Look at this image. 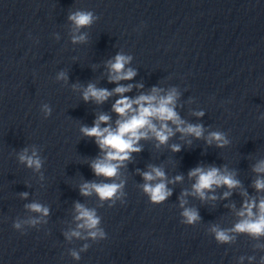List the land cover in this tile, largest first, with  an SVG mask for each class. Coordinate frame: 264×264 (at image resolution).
<instances>
[{
	"label": "clouds",
	"instance_id": "1",
	"mask_svg": "<svg viewBox=\"0 0 264 264\" xmlns=\"http://www.w3.org/2000/svg\"><path fill=\"white\" fill-rule=\"evenodd\" d=\"M70 21L74 23L77 29L91 25L93 22V14L87 11H76L71 13L68 17ZM84 40L83 36L73 37V42H78ZM131 57L117 54L114 58V62H110L111 75L109 77L110 82H118L120 80H130L135 75L136 72L132 69L124 71V67L129 63ZM59 78H65L64 73L60 74ZM131 85L122 86L119 85L109 92L104 88H97L94 84H89L87 88L83 91V99L88 101L89 99H94L97 103H102L108 99L114 93L120 94L121 98L116 101L113 105V110L124 119L117 121V128L113 130L110 126L101 128V123H107L109 117L107 115H100L97 121L92 127H82L81 132L85 136L95 137L96 143L102 151H105V157L103 159H96L92 162L91 167L96 175H103L106 178L115 177L117 174L118 164H113L111 161L123 162L130 158L131 152H139L140 148L134 145L142 137H146L147 133L140 131L141 129L148 127L154 132L156 138L160 143H165L169 136H171L172 130L168 128L166 123H162L160 129L158 130L155 124L152 123V118H156L160 121H172L177 125V130L183 133H188L201 137L203 134V127L201 125H188L187 127H180L183 121L180 120L179 116L174 110V102L176 98L175 90L171 91L167 96L159 98L155 95L145 96L141 95L135 100H130L128 97L123 96V93L131 90ZM157 89H153L155 93ZM133 104L138 106V110L133 109ZM46 113L50 112L47 105L44 106ZM129 112L134 114L128 116ZM197 115H203L202 112L197 113ZM213 140L218 142L217 146L222 147L227 143V140L221 133L212 132L209 137V143ZM174 151H179V146H173ZM19 159L22 163H26L28 167L35 168L39 170L41 167V160L36 155L35 151L32 155H28V150L24 149L20 155ZM256 171H264V162L256 168ZM190 176L197 177V182L194 184L195 192L203 199L204 190L212 189L213 185L221 186L227 185L229 188L237 186L238 181L234 180L230 175H221L218 168L211 167L207 171L203 168L197 167L190 171ZM164 173L159 168H153L151 172L143 173V178L145 181H153L156 178H163ZM177 180L181 177H177ZM257 189L264 188V181L257 180L255 184ZM122 187V184L116 183H85L81 186V194L89 195L92 191L102 199H111L116 195L118 190ZM144 191L150 196L152 202H162L168 196L171 195L170 190L167 189L164 182L156 183L155 185L151 183L144 184ZM22 196L26 197L27 193H22ZM228 193H225L227 196ZM215 197H213L214 199ZM254 204H250L248 207V213L251 215V207ZM30 210L43 215L48 214V209L41 206L38 203H32L26 205ZM261 215L256 220H244L243 222L236 225V231L248 232L252 235H264V201L259 205ZM79 215L77 220H82L83 223L78 225L80 228L96 229L99 224V218L96 216L94 210H89L80 204L76 205ZM182 215L185 217V222L188 224L195 223L199 220V214L195 210L185 209ZM36 221H32L35 223ZM15 228H19V223L14 224ZM216 233V239L221 242H227L231 237L225 232L213 229ZM72 235L79 236V232H73ZM103 237L104 233L102 231H90L89 236L96 238L97 236ZM75 258L79 259L77 253H73Z\"/></svg>",
	"mask_w": 264,
	"mask_h": 264
}]
</instances>
